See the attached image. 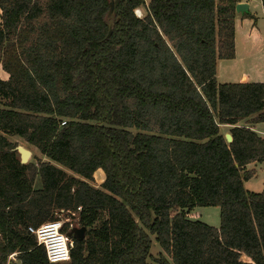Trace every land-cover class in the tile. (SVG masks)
<instances>
[{"label":"trees","instance_id":"trees-1","mask_svg":"<svg viewBox=\"0 0 264 264\" xmlns=\"http://www.w3.org/2000/svg\"><path fill=\"white\" fill-rule=\"evenodd\" d=\"M238 2L0 0V264H53L27 228L61 217L85 235L55 264H264V82L216 79Z\"/></svg>","mask_w":264,"mask_h":264},{"label":"crops","instance_id":"crops-1","mask_svg":"<svg viewBox=\"0 0 264 264\" xmlns=\"http://www.w3.org/2000/svg\"><path fill=\"white\" fill-rule=\"evenodd\" d=\"M253 0H239L238 3L245 2L248 4L247 13L255 2ZM264 2V0H263ZM264 15V9L262 8ZM236 12V11H235ZM245 13L236 12L234 20V50L233 59H224L217 62L216 79L218 83H237L245 82H264V34L259 29L250 27L251 19H244ZM251 16V14H250ZM252 17V16H251ZM248 28L247 33L244 29ZM228 128L227 126H223ZM253 130L264 135V123L255 124ZM255 163L247 166V169L256 171L253 168ZM104 177L100 176V183ZM99 183V184H100Z\"/></svg>","mask_w":264,"mask_h":264},{"label":"rangeland","instance_id":"rangeland-1","mask_svg":"<svg viewBox=\"0 0 264 264\" xmlns=\"http://www.w3.org/2000/svg\"><path fill=\"white\" fill-rule=\"evenodd\" d=\"M145 5L149 2V0H144ZM252 2H255V6L254 4L251 6L249 12L251 14V16H245L244 19H251L252 20V24L250 25L253 26V28L255 29H259L260 32H262V34H264V15L261 13L264 9V2L263 0H253ZM143 10L141 9H136L135 11V15L138 17H141L143 15ZM249 27H246L244 29V32L247 33ZM0 78L2 79H6L7 78V74L0 69ZM241 123H244L243 121ZM221 132L222 133H227L228 130L227 128L221 126L220 127ZM258 135L264 137V135L257 133ZM8 140L12 143L15 144L16 146H22L26 149H28L31 152V155L27 161L28 162H32L33 164H37L40 160L41 161H46V158L44 156H42L38 150L27 144L23 139H21L20 137L17 136H7ZM253 168L256 171V175L252 176L250 179L244 181L243 186L245 188L246 191L249 192H261L264 190V161L263 162H258L255 163V165L253 166ZM102 175V177H104V173L101 169H98L95 173H94V177H93V181L91 182V184L95 187L99 186L100 183V176ZM34 186L36 188L40 187V182L38 180V178H36ZM189 217L190 218H196L198 220H201L203 222H205L206 224L213 226V227H218L220 220H219V208L216 206H207V207H195L194 209L189 211ZM61 223L62 222H66V221H70V218L67 217H61L60 219ZM72 224L74 223L73 221L71 222ZM74 227L79 228L77 226V224H73ZM152 240V244L150 247V254L152 256H157L159 252H161V249L159 247V245L156 243V241L154 240L153 237H151ZM9 259L13 260V256L9 257ZM148 264H152L151 259H148Z\"/></svg>","mask_w":264,"mask_h":264},{"label":"built area","instance_id":"built-area-1","mask_svg":"<svg viewBox=\"0 0 264 264\" xmlns=\"http://www.w3.org/2000/svg\"><path fill=\"white\" fill-rule=\"evenodd\" d=\"M62 224L60 220H55L45 222L36 228L31 226L27 228L28 232L35 236L37 243L44 247L49 263H62L69 260L73 239L68 238L66 233L61 231Z\"/></svg>","mask_w":264,"mask_h":264},{"label":"water","instance_id":"water-1","mask_svg":"<svg viewBox=\"0 0 264 264\" xmlns=\"http://www.w3.org/2000/svg\"><path fill=\"white\" fill-rule=\"evenodd\" d=\"M235 11L236 12H239V13H245L248 11V4L245 3V2H242V3H237L236 6H235ZM225 139L227 142H231L232 141V137L229 133H225ZM18 155H19V160H20V163L21 164H25L27 163L30 155H31V152L22 147V146H16L14 147V149ZM84 235H85V227H79V228H71L67 233H66V236L68 238H71V239H76L78 241H81L83 240L84 238Z\"/></svg>","mask_w":264,"mask_h":264}]
</instances>
